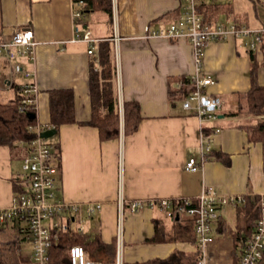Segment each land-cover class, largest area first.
Returning a JSON list of instances; mask_svg holds the SVG:
<instances>
[{
	"label": "crops",
	"instance_id": "obj_1",
	"mask_svg": "<svg viewBox=\"0 0 264 264\" xmlns=\"http://www.w3.org/2000/svg\"><path fill=\"white\" fill-rule=\"evenodd\" d=\"M82 1L79 5L72 0H0V41L24 27L32 30L37 41L34 60L13 52L0 54V101L14 99L20 85L32 81L38 89L33 120L52 124L49 91H73L75 122L55 127L56 134L48 140L58 150L57 195L83 206L101 204L85 219L84 231L77 233L98 236L115 250L123 204L124 264H192L198 256L194 218L181 211L169 217L158 202L165 198L195 201L203 187H212L244 198L219 209L208 248L207 264H235V241L239 243L248 228L246 208L264 193L262 145L248 140L242 126L254 117L233 114L238 95L250 89L253 78L264 86L262 42L251 50L249 37L230 34L204 46L202 73L213 80L206 92L219 97L221 104L215 119L201 120L183 109L190 87L179 85L195 69L191 43L186 37L150 35L177 19L181 0H111V15L103 10L84 12ZM222 1L215 0L217 8L208 23L228 21L264 32L263 0H242L243 5L238 0ZM75 9L82 10L80 25L90 30L94 41L72 39ZM102 41L113 47L120 119L118 137L105 140H100L97 127L83 123L91 117L89 70L91 65L95 71L100 69ZM89 48L94 50L89 53ZM251 54L256 62L254 75ZM15 62L32 70V76L12 75ZM124 101H136L140 107L141 118L129 134L123 130ZM211 125L213 131L205 134L204 126ZM207 144L211 158L201 161V148ZM22 158L20 151L0 144V208L12 204ZM189 158L200 162L196 170L184 168ZM132 200L143 203L126 209L125 202ZM91 222L95 224L92 234ZM100 251L94 258L103 261ZM31 253V240L20 220L0 223V254L6 264H30Z\"/></svg>",
	"mask_w": 264,
	"mask_h": 264
},
{
	"label": "built area",
	"instance_id": "obj_2",
	"mask_svg": "<svg viewBox=\"0 0 264 264\" xmlns=\"http://www.w3.org/2000/svg\"><path fill=\"white\" fill-rule=\"evenodd\" d=\"M82 3V0H72V4L80 5ZM180 8L181 11L177 19L165 28L152 30L150 35L170 39L186 37L189 40L194 49L195 69L179 84L190 87L182 100V107L201 120L215 119L221 100L206 92V86L213 80L202 73L201 55L204 46L209 41L222 40L233 34L249 37L248 47L254 50L261 42L260 31L228 21L204 22L197 10V0H181ZM82 14L81 9L73 11L75 37L72 39L94 41L90 30L80 25ZM36 44L37 41L30 28H19L9 38L0 41V54L8 56L13 52L34 60ZM93 50L89 48L88 52L91 53ZM22 67L19 62H15L12 65V75L22 73L24 77H31L32 70H25ZM20 89V94H22L20 110L26 107L27 111H31V114L35 115L38 92L35 83L26 80L20 85ZM52 128H55L52 124L43 125L38 122L29 126V129L35 132V138L24 144L27 151H25L21 165V175L25 179V181L23 180V189L14 193L10 206L0 208V223L17 219L24 224L32 244L30 264H50L49 250L59 240L60 233L84 231L85 219L92 217L94 212L101 208V204L98 202L87 203L83 206L84 204L81 203L66 202L57 195L55 144L40 135L42 131ZM209 144L201 148V161L207 158ZM199 166L200 162L195 158H189L184 164V168L187 170H196ZM243 201L244 198L241 196H227L212 187L205 186L196 196L195 201L191 198L179 200L165 198L160 200L158 205L169 217H172L175 211H181L194 218L198 256L192 264H207L212 223L218 219L219 209L229 203L237 205ZM142 203L140 200L126 201L124 207L134 210ZM122 205H120L118 216L114 260L91 259L87 257L81 245L72 244L67 250V261L63 264H124L121 229ZM149 205H152L151 201ZM257 206L258 216L251 230L240 239L235 249V255H233L235 264H258L262 258L264 252V193L259 196ZM143 264L159 263L146 262Z\"/></svg>",
	"mask_w": 264,
	"mask_h": 264
},
{
	"label": "trees",
	"instance_id": "obj_3",
	"mask_svg": "<svg viewBox=\"0 0 264 264\" xmlns=\"http://www.w3.org/2000/svg\"><path fill=\"white\" fill-rule=\"evenodd\" d=\"M83 11L103 10L111 15V0H84ZM215 0L205 1L197 0V10L201 14L204 22H210L216 10ZM262 42V51L264 52V32H260ZM252 75L256 62L251 54ZM98 61L100 69L95 71L93 65L89 70V93L91 98V117L83 123L97 127L100 140L118 137L120 133L119 119V101L117 97L116 84V65L113 59V47L108 41H102L98 48ZM20 87L17 96L6 102L0 101V144L8 145L12 150H18L24 156L26 148L25 143L35 138V132L29 129L30 125L35 124L33 117H30L31 111L28 108L21 109ZM49 112L50 121L57 128L61 124L75 122L73 91L71 89H52L49 91ZM238 109L233 114H246L254 117L252 121L242 124L245 128L250 141H259L262 145V161L264 171V86L259 85L255 78L252 79L250 89L241 95ZM124 124L125 134L133 132L140 120V107L136 101H124ZM204 133L213 131L214 125L204 126ZM22 143V144H20ZM54 159L58 157L57 145L55 144ZM217 153V152H216ZM215 153V154H216ZM211 152L206 155L211 158ZM17 183L14 187V193L23 189L24 181L22 175L17 176ZM24 180V181H23ZM249 215L248 228L246 234L251 230L257 216L258 206L252 204L247 209ZM178 211H175L173 218ZM87 233L63 232L60 233L59 240L55 242L49 250L50 264H63L67 261V250L72 244L81 245L87 257L97 259L98 248L100 254L104 256V261L114 260L115 250L111 246L102 244L98 236L91 238ZM236 240V239H235ZM238 240L235 241V249L238 246ZM235 255V251L233 252ZM96 255V256H95ZM98 260V259H97ZM0 264H6L1 259ZM258 264H264V252Z\"/></svg>",
	"mask_w": 264,
	"mask_h": 264
},
{
	"label": "water",
	"instance_id": "obj_4",
	"mask_svg": "<svg viewBox=\"0 0 264 264\" xmlns=\"http://www.w3.org/2000/svg\"><path fill=\"white\" fill-rule=\"evenodd\" d=\"M30 117H34V114H29ZM56 134V128H52L49 130H44L40 133L41 137L43 136V138H49L51 136H54Z\"/></svg>",
	"mask_w": 264,
	"mask_h": 264
},
{
	"label": "rangeland",
	"instance_id": "obj_5",
	"mask_svg": "<svg viewBox=\"0 0 264 264\" xmlns=\"http://www.w3.org/2000/svg\"><path fill=\"white\" fill-rule=\"evenodd\" d=\"M221 2H223L222 0H221ZM242 2V3H241ZM243 2H245V1H242V0H238V3L239 4H242L243 5ZM242 10H245L246 8H241ZM51 137H49L48 139H50ZM94 221V220H93ZM86 223V222H85ZM84 223V224H85ZM86 225V224H85ZM90 226H89V233L90 232H94L95 231V224L93 223V222H91L90 224H89ZM92 233H90V234H92Z\"/></svg>",
	"mask_w": 264,
	"mask_h": 264
}]
</instances>
